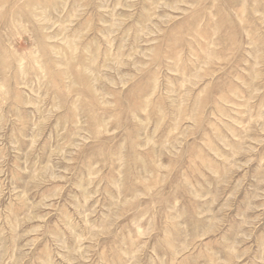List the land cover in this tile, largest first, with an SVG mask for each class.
I'll list each match as a JSON object with an SVG mask.
<instances>
[{
    "label": "rangeland",
    "instance_id": "rangeland-1",
    "mask_svg": "<svg viewBox=\"0 0 264 264\" xmlns=\"http://www.w3.org/2000/svg\"><path fill=\"white\" fill-rule=\"evenodd\" d=\"M0 264H264V0H0Z\"/></svg>",
    "mask_w": 264,
    "mask_h": 264
}]
</instances>
